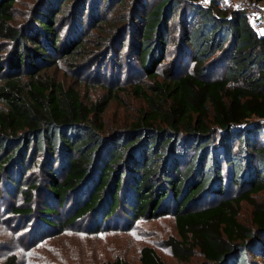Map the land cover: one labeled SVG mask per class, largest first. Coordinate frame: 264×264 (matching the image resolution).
<instances>
[{
    "label": "trees",
    "instance_id": "trees-1",
    "mask_svg": "<svg viewBox=\"0 0 264 264\" xmlns=\"http://www.w3.org/2000/svg\"><path fill=\"white\" fill-rule=\"evenodd\" d=\"M17 1L0 0V41L13 47L7 59L0 49V184L10 180L31 202L40 186L25 190L23 179L45 156L52 163L45 189L53 202L38 212L48 228L60 226L51 216L70 203L61 226L91 217L96 231L119 210L134 220L169 214L177 236L165 246L179 262L198 253L201 264L264 258V202L256 199L264 193V37L245 13L219 0L205 7L196 0H143L136 14L118 16L115 23L132 30L134 52L152 84L148 91L135 89L148 110L128 128L105 135L101 103L86 105L77 90L43 72L57 54L81 50L76 42L59 46L57 27L72 2H81L78 11L85 13V0H41L21 29L12 25ZM100 1L106 12L116 0ZM124 1H116L119 8ZM106 23L102 18L94 26ZM175 26L193 67L158 79ZM219 68L222 75L212 78ZM244 202L253 208L255 228L240 221ZM14 211L29 215L33 209ZM140 256L141 264H166L151 247Z\"/></svg>",
    "mask_w": 264,
    "mask_h": 264
},
{
    "label": "rangeland",
    "instance_id": "rangeland-1",
    "mask_svg": "<svg viewBox=\"0 0 264 264\" xmlns=\"http://www.w3.org/2000/svg\"><path fill=\"white\" fill-rule=\"evenodd\" d=\"M40 1L18 0L13 10L12 25L21 29L28 24L35 6ZM116 1L105 12L104 4L100 0H85V13L83 10H80L82 13L78 11L81 2H72L70 14L58 23V45L69 48V45L76 42L82 44V48L70 57L57 54L56 62L43 70L49 78L77 90L86 105L101 103L104 113L100 123L105 135L128 128L132 122L138 120L143 111L148 110L147 102L136 96L135 89L141 86L148 91V85L152 84L134 52L135 37L132 30H129V25L122 21L115 23L118 16L128 14L130 17L136 14V9L143 0H125L121 8ZM150 1L148 0V3ZM102 18L108 23L95 28V22ZM177 21L178 19L175 23ZM172 31L173 37L165 60L157 68L158 79L164 78L165 71L178 75L191 71L193 67L190 58L185 54L179 26H175ZM0 49L7 59L13 47L10 42L4 40L0 41ZM186 51L188 52L187 49ZM221 75L222 69L219 68L213 72L212 78H219ZM49 164L52 163L47 162L45 156L38 157L35 166L27 171L23 179L25 190L29 189L30 184L37 183L40 186V191L34 192L31 202H28L20 190L12 186L10 180L1 181L0 264L11 257H15L16 264H113L116 260H121L123 264H141L140 255L144 247H151L166 264H201L203 261V257L198 253L190 262H179L165 246L169 237L177 236L175 220L169 214L154 219L134 220L119 210L109 224L97 232L93 226L95 219L91 217L73 226H61L65 215L71 209L70 203L58 216H51L60 226H44L38 211L43 207V203L53 202L45 189ZM59 167L56 163L55 170L60 175L63 172L59 171ZM238 191L233 188L231 193L235 195ZM127 194L124 195L129 198L131 193ZM256 199L264 202V193L258 194ZM209 200L208 198L203 201V206L211 203ZM16 208H30L33 212L29 215H19L14 211ZM252 212V206L242 203L240 221L255 228ZM250 260L254 264H264V258L252 256Z\"/></svg>",
    "mask_w": 264,
    "mask_h": 264
},
{
    "label": "built area",
    "instance_id": "built-area-1",
    "mask_svg": "<svg viewBox=\"0 0 264 264\" xmlns=\"http://www.w3.org/2000/svg\"><path fill=\"white\" fill-rule=\"evenodd\" d=\"M213 0H196V4L207 6ZM233 11L245 13L254 29L264 37V1L258 0H219Z\"/></svg>",
    "mask_w": 264,
    "mask_h": 264
}]
</instances>
